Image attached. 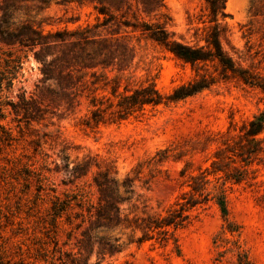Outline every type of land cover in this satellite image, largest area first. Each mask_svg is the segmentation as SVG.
Returning a JSON list of instances; mask_svg holds the SVG:
<instances>
[{"label": "rangeland", "instance_id": "1", "mask_svg": "<svg viewBox=\"0 0 264 264\" xmlns=\"http://www.w3.org/2000/svg\"><path fill=\"white\" fill-rule=\"evenodd\" d=\"M255 2L226 0V33L221 42L234 61L264 73V43L258 34L264 28V16H253L254 8L263 14L264 6L263 3L254 6ZM203 9L200 0H164L161 15L151 17V21L166 23L175 38L195 44L202 37L203 25L199 19ZM38 22L44 33L73 32L94 25L96 15L89 6L60 5L52 1ZM249 32L253 33L251 37ZM127 36L134 48V59L124 76L130 78L131 83L151 82L166 95L190 80L189 67L182 66L171 54L131 30H127ZM6 53L21 57L23 64L22 76L11 89L0 93V125L15 139L5 153L8 157H20L31 169L43 168L44 159L47 164L42 169L47 181L40 199L33 202L34 187L23 197L29 199L33 207L32 211L24 208L21 212L24 232L13 237L10 227H4V235L20 243L21 249L33 258L38 245L47 242L41 233L39 218L46 215L53 196L62 198L64 194L80 192L92 203L99 199L92 184L95 169L78 178L71 175V168L59 165L54 169L51 162L60 163L57 157L60 149L68 148L66 154L70 162L81 163L84 157H89L95 159L102 170L111 167L109 178L115 182L113 197L119 199L120 215L131 219L143 213H160L173 204L188 190L185 182L189 176L210 169L219 136L230 126L237 132L241 125L264 111V94L233 82L217 85L176 104L161 106L152 114L147 111L142 118L100 125L95 130L79 125L80 117L85 114L84 106L77 107L73 113L61 110L53 117L46 116L39 122L27 124L24 120L18 121L12 103H18L21 98H41L46 90L54 89V85L41 83V64L33 53H24L18 46L0 41V58ZM37 87L42 89V94ZM260 139L264 140V132ZM38 141L41 146L36 153L35 142ZM44 154L49 158L43 157ZM236 166L244 172L246 181L221 186L222 180L216 181L210 176L209 191L213 199L204 208L193 211L190 223L175 232L168 243H130L129 231L115 232L113 235L120 238L122 251L106 257L101 264H264V166L253 163L245 167L239 162ZM182 170H185L184 176L180 175ZM126 179L128 182L123 186ZM221 189L225 192L227 222L217 199ZM21 190V184H16L15 195L20 197ZM14 192L9 193V188L1 184L0 197L4 205L8 204L4 198L9 196L15 206L17 198L11 197ZM2 225L5 226L4 221ZM59 240V247L70 250L73 241L63 247L65 236ZM47 248L51 251L53 244H48ZM36 258L40 260L36 264H48L41 257ZM94 261L93 254L89 264Z\"/></svg>", "mask_w": 264, "mask_h": 264}, {"label": "trees", "instance_id": "2", "mask_svg": "<svg viewBox=\"0 0 264 264\" xmlns=\"http://www.w3.org/2000/svg\"><path fill=\"white\" fill-rule=\"evenodd\" d=\"M52 1L60 5L89 6L96 15L95 24L73 32L44 33L38 19ZM200 1L204 4V13L199 19L203 25L202 37L195 44H189L182 38H175L167 30L166 23L151 21V17L161 15L164 0H0V41L9 46L16 45L24 53H33L41 64V83L52 82L54 85V89L46 90L41 98H21L18 103H12L16 118L29 124L46 116L53 117L61 110L73 113L77 107L84 106L85 114L80 117L79 125L95 130L100 125L142 118L147 111L152 114L161 106L176 104L220 84L234 82L264 94V73L242 66L222 47L221 39L226 33L224 20L228 16L226 0ZM261 3L264 6V0H256L254 6ZM253 16H264V13L254 8ZM127 30L171 54L182 66H188L190 80L166 95L151 82L131 83L130 78L124 76L134 59ZM252 34L249 32L248 36ZM258 34L264 43V28ZM22 64L21 57L3 54L0 58V93L3 89H11L22 76ZM36 89L42 94V89ZM263 132L264 111L241 125L237 132L230 126L219 136L210 169L189 176L185 182L188 190L179 199L160 213H143L131 219L120 215L119 199L113 197L115 182L109 178L111 167L102 170L101 165L89 157H84L81 163L70 162V156L66 154L68 148L60 149L57 154L60 163L57 160L51 162L54 169L59 165L64 169L71 168L75 178L85 177L95 169L92 184L99 199L92 203L80 192L64 194L62 198L53 196L46 215L39 218L41 233L47 242L38 245L36 257L48 264H89L94 254L95 261L90 264H101L106 257L122 251L120 238L113 234L123 231H129L130 243H168L175 232L190 223L193 211L204 208L213 199L209 191L210 176L216 181L222 180L221 186L226 183L237 185L246 181L237 162L245 167L253 163L264 166V140L260 139ZM14 142L12 134L0 125V186L9 188V193L14 192L16 184L22 187L20 197L15 192L11 196L17 198L15 206L10 203L9 196L4 198L8 200L7 205L0 197V264H36L40 260L23 251L20 243L6 237L4 227H10L13 237L24 232L21 212L24 208L32 211L33 207H30V200L23 197L34 187L33 202L40 199L47 181L42 169L47 164L44 159L43 168L35 170L20 157H8L5 150ZM35 144L37 153L41 143ZM43 157L49 158L46 154ZM184 174L185 170H182L180 175ZM127 182L126 179L123 186ZM224 193L221 189L217 199H220L222 217L227 222ZM63 235V247L70 246L73 241L70 250L58 246ZM50 243L53 244L51 251L47 248Z\"/></svg>", "mask_w": 264, "mask_h": 264}]
</instances>
